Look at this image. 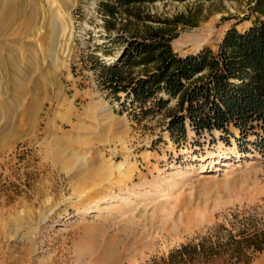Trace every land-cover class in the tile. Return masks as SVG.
Masks as SVG:
<instances>
[{
    "label": "rangeland",
    "instance_id": "rangeland-1",
    "mask_svg": "<svg viewBox=\"0 0 264 264\" xmlns=\"http://www.w3.org/2000/svg\"><path fill=\"white\" fill-rule=\"evenodd\" d=\"M102 1L0 0V264H163L230 210L264 218L263 152L191 130L175 143L162 118L136 123L99 88L90 56L121 49L97 50ZM250 2L142 10L196 15L172 43L186 55L246 26Z\"/></svg>",
    "mask_w": 264,
    "mask_h": 264
},
{
    "label": "trees",
    "instance_id": "trees-1",
    "mask_svg": "<svg viewBox=\"0 0 264 264\" xmlns=\"http://www.w3.org/2000/svg\"><path fill=\"white\" fill-rule=\"evenodd\" d=\"M155 1L167 0L100 3L108 42L97 50L107 57L115 46L121 49L111 61L90 56L99 88L136 123L162 118L175 143L185 142L189 130L220 133L227 143L235 138L241 149L264 153V0H251L248 24L228 29L215 48L186 55L172 43L180 27L198 26L196 15L143 14L144 4ZM222 217L206 235L172 250L163 264H251L264 253L263 217L239 208Z\"/></svg>",
    "mask_w": 264,
    "mask_h": 264
},
{
    "label": "bare ground",
    "instance_id": "bare-ground-1",
    "mask_svg": "<svg viewBox=\"0 0 264 264\" xmlns=\"http://www.w3.org/2000/svg\"><path fill=\"white\" fill-rule=\"evenodd\" d=\"M4 21V20H3ZM2 25V24H1ZM28 26H29V24H28ZM54 32V31H53Z\"/></svg>",
    "mask_w": 264,
    "mask_h": 264
}]
</instances>
